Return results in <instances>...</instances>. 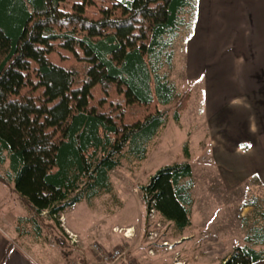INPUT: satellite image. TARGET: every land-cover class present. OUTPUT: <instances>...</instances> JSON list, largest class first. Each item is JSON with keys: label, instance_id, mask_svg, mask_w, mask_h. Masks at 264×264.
Wrapping results in <instances>:
<instances>
[{"label": "trees", "instance_id": "16d2710c", "mask_svg": "<svg viewBox=\"0 0 264 264\" xmlns=\"http://www.w3.org/2000/svg\"><path fill=\"white\" fill-rule=\"evenodd\" d=\"M197 9L198 0H0V165L8 164L0 181L29 211L17 218L20 235L40 238L49 219L61 234L63 213L112 192L111 172L144 158L167 125L161 106L174 104L180 121L191 93L164 69L182 31L192 34ZM184 151L190 158L187 144ZM193 188L189 162L161 168L141 187L147 211L174 237L191 225ZM258 221L221 264L264 259ZM56 242L68 259V244Z\"/></svg>", "mask_w": 264, "mask_h": 264}, {"label": "rangeland", "instance_id": "374dc122", "mask_svg": "<svg viewBox=\"0 0 264 264\" xmlns=\"http://www.w3.org/2000/svg\"><path fill=\"white\" fill-rule=\"evenodd\" d=\"M188 35V30L184 29L174 47V65L171 69H164L181 93L184 91L191 93L192 99L190 97L187 108L181 112L180 121L176 122L173 118L174 104L167 107L161 106V109H169L170 112L167 125L159 136L149 143L144 158L123 159L119 167L111 172L112 192L95 198L91 204L86 201L79 203L63 213L58 219L61 223L59 226L61 234L58 229L54 231L53 220L42 221L44 228L43 235L40 237L42 239L39 242L40 248L47 249L55 257L61 258V247L56 242L60 235L68 244L67 251L71 253V260L68 258L66 264H76L80 260L87 259L91 263H97L92 252L93 243H99L106 249L124 247L128 257L136 264H177L178 262L180 264H221V256L217 254L214 256V252L206 250L207 255L210 256L208 258L198 255L200 239L198 222L200 208L205 199L212 200L208 204L212 207L210 219L213 222L215 218L222 231L221 234L214 235V226L207 228L209 231L206 237L207 249L211 246L209 244H212L209 241H214L215 238L221 240L223 260L236 246L246 244L245 238L253 230L256 220L264 224V186L257 172L249 174L247 182L241 186L230 187L235 190L233 193L230 192V188L223 186V181L228 179L227 176H234L238 172L237 166L247 160L246 149L249 144L245 140L246 131L237 124L233 139L237 140L235 146L238 151H234L232 146L231 155L225 157L226 160H221L222 163L217 161L212 149V132L209 131L210 124L205 117L206 104L203 103L200 87L198 82H191L185 75V62L190 56L186 47ZM227 140L226 136L221 135L219 144L226 152H229L231 142H225ZM186 144L191 150L190 158L185 155ZM184 162L191 163L193 168L192 192L195 208L193 226L189 229L194 235L191 238L192 242L189 241L191 239L174 237L171 225L158 216L155 220H150L141 192V187L146 185L150 177L161 168ZM7 168L8 164L0 165V173L5 174ZM248 206H251V210L247 209L249 210V213L245 214L247 219L242 218L244 216L242 212ZM9 212L15 215L14 221L18 216L29 213L11 185L0 183V215H6ZM12 218L13 216L10 215V219ZM4 219L7 218L4 217ZM1 228H3L2 224ZM66 228L79 235V246H72L69 243ZM127 229L130 231L128 232ZM154 231L158 235L151 239L150 233ZM127 232L129 236L126 235ZM31 238L34 240L35 237ZM164 241H167L171 248L164 247L162 245ZM257 248L264 249V246Z\"/></svg>", "mask_w": 264, "mask_h": 264}, {"label": "crops", "instance_id": "0c3cea01", "mask_svg": "<svg viewBox=\"0 0 264 264\" xmlns=\"http://www.w3.org/2000/svg\"><path fill=\"white\" fill-rule=\"evenodd\" d=\"M186 47L190 56L187 65L185 62V75L191 82H198L200 87L216 160L220 163L226 160L232 153V146L234 151L237 150V140L233 139L237 124L246 131L247 160L237 166L238 172L234 176H227L223 186H241L254 172L258 173L264 186V0H198L195 26ZM221 135L228 138L225 142H231L229 152L219 144ZM234 191L230 188L231 193ZM193 199L191 225L184 232V240L194 237L189 231L193 226ZM210 202L212 200L205 199L200 208L198 255L208 258L207 251H211L214 256H221L222 263L221 240L209 241L212 244L207 249V228L214 226V235L222 232L215 218L214 223L210 219ZM247 209L251 210V206L244 208L242 218L249 213ZM14 218L11 212L0 215V264L68 262L60 250L61 258H56L47 249L40 248L41 238L33 240L31 235H20L16 229L17 218L16 221ZM262 263L264 259L254 264Z\"/></svg>", "mask_w": 264, "mask_h": 264}, {"label": "built area", "instance_id": "2783aa9c", "mask_svg": "<svg viewBox=\"0 0 264 264\" xmlns=\"http://www.w3.org/2000/svg\"><path fill=\"white\" fill-rule=\"evenodd\" d=\"M158 214L154 208L149 211L150 220H155ZM128 230V229H127ZM129 232V231H128ZM66 233L68 237V241L72 246H79L80 245V237L77 233L73 232L72 230L66 228ZM127 236L128 233L126 234ZM158 235L157 232H151L150 238L156 237ZM164 247L171 248L170 244L167 241L162 243ZM92 252L94 257L97 260V264H136L134 260L128 257L127 250L124 247H113L111 249H106L101 246L99 243H93L92 245ZM86 258V257H84ZM89 260L82 261L80 260L79 263L76 264H89Z\"/></svg>", "mask_w": 264, "mask_h": 264}, {"label": "bare ground", "instance_id": "6f19581e", "mask_svg": "<svg viewBox=\"0 0 264 264\" xmlns=\"http://www.w3.org/2000/svg\"><path fill=\"white\" fill-rule=\"evenodd\" d=\"M128 231H130V229H128ZM128 233V232H127ZM129 235V234H128ZM178 264V263H177ZM180 264V263H179Z\"/></svg>", "mask_w": 264, "mask_h": 264}]
</instances>
